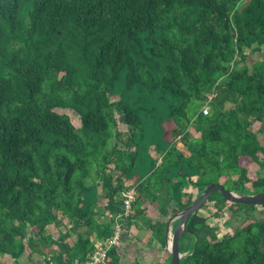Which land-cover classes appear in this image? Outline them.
Returning a JSON list of instances; mask_svg holds the SVG:
<instances>
[{"label": "trees", "instance_id": "1", "mask_svg": "<svg viewBox=\"0 0 264 264\" xmlns=\"http://www.w3.org/2000/svg\"><path fill=\"white\" fill-rule=\"evenodd\" d=\"M262 48L264 0H0V255L85 262L94 235H114L136 146L165 114L172 146L132 185L129 227L151 205L158 215L148 230L166 250L170 216L208 186L225 179L236 193L264 192V60L246 63L247 50ZM59 109L73 111L81 126ZM99 183L103 207L86 202ZM208 203L219 209L214 217L228 205L234 213L256 209L220 192ZM201 210L182 236L181 264H264V220L248 218L221 237ZM107 214L114 218L97 220ZM65 221L78 234L73 247L70 232L51 235ZM121 261L120 248L111 249L106 264Z\"/></svg>", "mask_w": 264, "mask_h": 264}, {"label": "rangeland", "instance_id": "2", "mask_svg": "<svg viewBox=\"0 0 264 264\" xmlns=\"http://www.w3.org/2000/svg\"><path fill=\"white\" fill-rule=\"evenodd\" d=\"M246 54H247L246 63L249 67H252L258 60L260 61L264 60V48H262V50L258 52H252L251 50H247ZM58 111L61 114L69 115L77 127L81 126L80 118L73 111L63 110V109H59ZM156 122L157 123L151 125L150 124L146 125L145 136L140 140L139 145L136 146V150L139 153V159L137 165L133 168V171L130 175V181L132 182L138 180L143 181L144 179L148 178L155 170H157L161 165L160 157H163L164 153H166L172 146L171 142L173 140L172 138L173 125L170 123L169 118H167L165 114L162 115L160 119L158 118ZM120 123H121L120 128L122 131L126 132L130 129L128 126L124 124L122 120L120 121ZM190 137L191 138L199 137L193 126L190 128ZM261 137L264 142V134ZM175 141L177 142L178 149H180L184 154L189 155L188 148L182 142V140L179 138L177 140L175 139ZM233 177L235 180L238 178L237 175H234ZM194 179L196 181L197 178ZM225 181L226 180L223 179L221 183L224 184ZM90 183L91 181L88 180V184ZM126 185L130 189H134V187L132 186L133 184L131 185L130 182H127ZM226 189L229 190L227 187ZM189 191L194 192L196 194L198 193L197 191L195 192L193 188L189 189ZM89 194H91V192L87 193V196ZM171 206L172 209H174V206L173 205ZM218 210L219 209L214 203H208L204 208H202L200 213L201 215L208 218V223L216 227V229L218 230V234H220L221 237L226 235L232 236L238 228H243L247 226L250 223V220H248V218L249 219L253 218V221L264 220V206H260V205L256 206V209H250V210L248 209L239 213H234L233 209L230 208V206L228 205L223 213L219 214L218 217H214L215 216L214 213H218L217 212ZM156 213L157 212L153 210L151 205L148 204V211L146 213V217L140 218L137 221L140 225V228L146 230L148 228L149 220L157 217ZM172 217L173 216H170V218ZM131 236L132 235L130 234V229L124 232L121 248L127 249L128 247L127 242L129 241L128 237ZM146 242L148 243V240H146ZM1 256L3 257V259L5 258V256L3 255H0V258ZM126 261L128 262L127 258Z\"/></svg>", "mask_w": 264, "mask_h": 264}, {"label": "crops", "instance_id": "3", "mask_svg": "<svg viewBox=\"0 0 264 264\" xmlns=\"http://www.w3.org/2000/svg\"><path fill=\"white\" fill-rule=\"evenodd\" d=\"M160 158L161 160L163 159L162 157ZM128 182H130L131 185L135 183L134 181L133 183L130 180ZM88 199H89V202H88ZM86 202L98 204L100 207L104 206V203H106V200L103 198L102 184L99 183L97 187L91 191V194H89V197H87ZM145 207L148 208V204H146ZM153 210L157 212L156 209L153 208ZM157 215L158 214L156 213V216ZM111 216L112 215H109V217L107 216L106 218H102V219L97 217V220H99L100 223H107L111 219L114 218L113 216L112 217ZM145 217H146V214H145ZM124 226H125V231L130 229V234L132 236L128 237L129 241L127 242L128 244L127 249L120 248L122 249L121 250V258H122L121 264H160L169 259V253L166 250H163L161 248L159 242L153 238V235L148 230V228L146 230L142 229L140 228V225L137 228L129 227L128 222H125V221H124ZM71 229H72V225L70 224V222L65 221L64 225H62L61 227L51 228V235L53 236L54 240H58L62 235L66 234L67 232H70L71 236L66 241V243H68L71 247H73L78 240V234L73 232ZM84 230L85 229H82L81 232H83ZM146 240H148V243L146 242ZM92 241L95 244V250L98 244L103 242V241L98 240L95 235L92 237ZM59 247H60L59 245H55L53 247L52 254L59 253L60 252ZM43 258H46V257L38 253L32 254L31 252H27L18 263L14 262V260L9 256H5L4 259L1 256L0 264H5V263L6 264H37L38 262L43 260ZM126 258L128 262L126 261ZM48 260H50V257L48 258Z\"/></svg>", "mask_w": 264, "mask_h": 264}, {"label": "water", "instance_id": "4", "mask_svg": "<svg viewBox=\"0 0 264 264\" xmlns=\"http://www.w3.org/2000/svg\"><path fill=\"white\" fill-rule=\"evenodd\" d=\"M216 192H220L230 203H238L249 206H264V192L251 195H243L234 191L227 190L223 184H213L208 186L195 203L174 215L168 223L166 231V251L172 257V264H181L182 259L187 256V254H183L181 250L182 236L184 234L190 233V231L188 230V224L190 220L205 206L210 197ZM178 221L179 224L174 229V225ZM197 245L198 238H196L194 248H196Z\"/></svg>", "mask_w": 264, "mask_h": 264}, {"label": "built area", "instance_id": "5", "mask_svg": "<svg viewBox=\"0 0 264 264\" xmlns=\"http://www.w3.org/2000/svg\"><path fill=\"white\" fill-rule=\"evenodd\" d=\"M202 112L204 115L208 116L212 112V108L210 104L205 105L202 108ZM162 160L160 161V163ZM136 190L130 189L126 192L124 198V209L123 212L115 218V233L112 237L106 239L102 243L98 244L96 250L89 255L88 259L85 262L77 261L75 264H106L107 256L111 249L113 248H121L123 235L125 232L124 221L127 220L134 214V202L136 200ZM112 217V216H111ZM37 264H56L55 262L48 260L47 258H43Z\"/></svg>", "mask_w": 264, "mask_h": 264}]
</instances>
